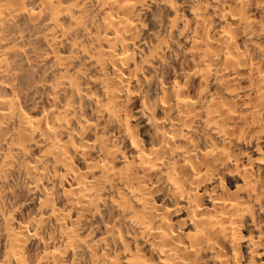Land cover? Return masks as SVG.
<instances>
[{
    "label": "bare ground",
    "instance_id": "bare-ground-1",
    "mask_svg": "<svg viewBox=\"0 0 264 264\" xmlns=\"http://www.w3.org/2000/svg\"><path fill=\"white\" fill-rule=\"evenodd\" d=\"M0 264H264V0H0Z\"/></svg>",
    "mask_w": 264,
    "mask_h": 264
}]
</instances>
